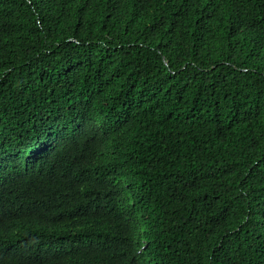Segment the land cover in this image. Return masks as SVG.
Listing matches in <instances>:
<instances>
[{
    "label": "trees",
    "instance_id": "obj_1",
    "mask_svg": "<svg viewBox=\"0 0 264 264\" xmlns=\"http://www.w3.org/2000/svg\"><path fill=\"white\" fill-rule=\"evenodd\" d=\"M0 264H264V0H0Z\"/></svg>",
    "mask_w": 264,
    "mask_h": 264
}]
</instances>
